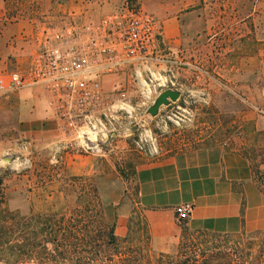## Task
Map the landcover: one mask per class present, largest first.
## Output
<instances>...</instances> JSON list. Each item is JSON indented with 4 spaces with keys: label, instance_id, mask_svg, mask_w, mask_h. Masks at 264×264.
Returning a JSON list of instances; mask_svg holds the SVG:
<instances>
[{
    "label": "rangeland",
    "instance_id": "374dc122",
    "mask_svg": "<svg viewBox=\"0 0 264 264\" xmlns=\"http://www.w3.org/2000/svg\"><path fill=\"white\" fill-rule=\"evenodd\" d=\"M30 1L18 5L25 6L22 10L17 9L18 6L15 5L2 24L10 26L18 20L25 19L28 14L39 13L40 6L37 0ZM55 1L78 3L80 9H76V13L82 15L77 17L84 19V13H87L90 16H100L102 19L111 14L124 0ZM134 1L154 16H157L158 10L164 11L173 5L177 8H188L181 14L198 16L199 21L194 23L191 31L198 32L200 37L189 35L188 24L193 20H187L183 32L182 56H177L176 59L172 57L173 55L167 56L161 69L152 68L153 81L161 78L159 81L161 86L155 87V90L145 95L141 93L137 83H128L130 102L135 106V113L131 118L116 120L115 130L110 131L109 128L91 144L93 147L89 151L92 150L91 152L97 155L98 162L95 169L96 172H100L92 177H68L64 170L67 152H83L81 148L84 144L80 134H75V137L71 138L73 135L68 137L69 132H65L64 135L71 138V141L61 143L63 145L56 143L41 146L40 144L43 143L40 142L39 145L34 146V143L14 130L12 123H0V202L3 203V208L18 211L21 215L68 213L75 204H85L89 198L85 196L78 200V190L68 186L70 179H82L81 184L92 187L99 198L100 191L121 185L120 178L132 181L135 168L142 158L212 144L239 149L248 155L253 162L255 179L264 190V149L256 147L260 136L251 124L243 123L240 117L241 112L250 110L264 114V81L261 82L260 78L257 85L235 84L234 71L228 67H221L226 57L224 48L234 47L240 38L235 36V22L230 19L219 20L220 16H235V7L239 10L240 16H247L250 13H253L252 16L256 14L261 16L264 14V0H239L236 3L234 0H229L225 6L222 0ZM198 1L200 5L191 6ZM15 2L21 1L14 0L11 6ZM256 5L258 8L254 11ZM88 19H84L83 22L94 21ZM97 20L99 19L94 22ZM38 23L41 28L48 25L47 20L40 19ZM51 24L50 26H53ZM208 27L214 32L226 29V34L221 33L210 38L206 35ZM14 38L15 36L11 37L9 43L14 44L16 42ZM20 39H25V36L21 34ZM219 60L221 63L218 62ZM159 71L160 77L157 75ZM0 73L4 74L1 70ZM173 74L176 77H173ZM125 78L128 79V76ZM227 79L231 81L227 82ZM167 89L176 90L179 98L167 106H161L156 116H150L148 108L157 96ZM5 96L0 94L1 108L2 98ZM1 108L0 121L3 120ZM90 138L93 141L95 136L92 135ZM147 239L144 226H140V222L135 221L128 236L123 240H117L119 249L114 252L115 255L111 257L113 250L107 251L104 255L107 260L112 259L115 262L118 260L116 254L121 253L137 256L141 260L140 264H174L178 262V259H174L177 256L179 260L208 256L218 258L222 253H230L236 248L254 253L264 246V231L255 235L244 232L218 235L184 230L180 250L173 256L174 258H162L151 254Z\"/></svg>",
    "mask_w": 264,
    "mask_h": 264
},
{
    "label": "crops",
    "instance_id": "0c3cea01",
    "mask_svg": "<svg viewBox=\"0 0 264 264\" xmlns=\"http://www.w3.org/2000/svg\"><path fill=\"white\" fill-rule=\"evenodd\" d=\"M20 1L11 6L14 0H0V70L3 73L19 72L28 65L37 48L40 19L47 20L48 25L52 21L55 24L51 25L59 27L68 21L69 15H82L76 13L80 8L74 1L37 0L39 13L28 14L29 19L26 16L10 26L2 24L15 5L29 0ZM228 1L222 0V4L225 6ZM198 5L200 1L191 6ZM24 8V5L17 7ZM257 8L256 5L254 11ZM186 9L173 5L164 11L158 10L155 16L162 25L164 47L175 59L183 53L181 47L187 20H193L188 24L189 35L200 37L198 32L191 31L199 18L182 16L181 12ZM84 14V19L100 20V16ZM252 14L240 16L235 7V16L219 17L220 21L230 19L235 22V36L240 38L234 47L224 48L226 57L221 65L234 71L235 84L257 85L260 78L261 82L264 81V14ZM81 18L76 16L83 22ZM207 30L206 35L210 38L226 34V29L214 32L208 27ZM21 34L25 39H20ZM13 36L14 44L9 43ZM218 62L221 63L220 60ZM110 88V83L104 85L105 91H110ZM4 95L3 106L0 107L3 120L0 123H12L14 130L34 146L40 142L43 143L41 146L63 145L61 143H68L75 137L74 132L63 129L53 116L41 88H25ZM240 117L259 134L256 147L264 149V114L250 110L241 112ZM65 132H69L68 137L73 136L68 138ZM91 151L65 154L64 170L68 177L86 178L100 173L95 169L98 157ZM252 165L248 155L221 144L142 158L132 181L120 178L121 185L99 192L102 221L112 227L117 240L125 239L134 222L139 221L147 234L149 252L162 258L173 257L180 250L184 230L218 235L259 234L264 231V190L255 179ZM183 205H190L192 209L186 218L179 219L175 209Z\"/></svg>",
    "mask_w": 264,
    "mask_h": 264
},
{
    "label": "built area",
    "instance_id": "2783aa9c",
    "mask_svg": "<svg viewBox=\"0 0 264 264\" xmlns=\"http://www.w3.org/2000/svg\"><path fill=\"white\" fill-rule=\"evenodd\" d=\"M69 16L62 26L40 29L36 51L25 69L0 73V94L41 88L61 127L80 134L81 149L89 151L94 143L90 136L97 141L109 128L115 130L116 120L135 113L128 83H137L145 95L160 87L161 78L153 81L152 68L161 69L170 54L163 44L161 23L134 0H124L97 22ZM108 83L111 90L105 91ZM191 209L183 205L175 212L183 219Z\"/></svg>",
    "mask_w": 264,
    "mask_h": 264
},
{
    "label": "trees",
    "instance_id": "16d2710c",
    "mask_svg": "<svg viewBox=\"0 0 264 264\" xmlns=\"http://www.w3.org/2000/svg\"><path fill=\"white\" fill-rule=\"evenodd\" d=\"M70 179L68 186L78 190L77 199L89 196L85 204L68 213H30L3 208L0 202V262L3 264H140L131 254L118 253L117 262L104 253L119 249L112 227L101 218L95 190ZM92 209H94L92 211ZM174 258V257H173ZM174 264H264V246L257 252L235 249L220 257L183 259ZM12 262V263H11Z\"/></svg>",
    "mask_w": 264,
    "mask_h": 264
},
{
    "label": "water",
    "instance_id": "95a60500",
    "mask_svg": "<svg viewBox=\"0 0 264 264\" xmlns=\"http://www.w3.org/2000/svg\"><path fill=\"white\" fill-rule=\"evenodd\" d=\"M179 98V93L176 90L167 89L161 92L154 103L148 108L150 116H156L158 109L161 106H167L170 102H175Z\"/></svg>",
    "mask_w": 264,
    "mask_h": 264
},
{
    "label": "bare ground",
    "instance_id": "6f19581e",
    "mask_svg": "<svg viewBox=\"0 0 264 264\" xmlns=\"http://www.w3.org/2000/svg\"><path fill=\"white\" fill-rule=\"evenodd\" d=\"M93 142H95V140H93Z\"/></svg>",
    "mask_w": 264,
    "mask_h": 264
}]
</instances>
